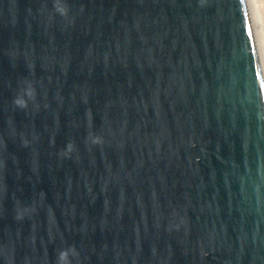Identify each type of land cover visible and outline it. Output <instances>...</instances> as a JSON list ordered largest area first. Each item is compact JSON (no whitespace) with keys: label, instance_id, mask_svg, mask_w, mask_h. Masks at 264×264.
Returning a JSON list of instances; mask_svg holds the SVG:
<instances>
[{"label":"water","instance_id":"water-1","mask_svg":"<svg viewBox=\"0 0 264 264\" xmlns=\"http://www.w3.org/2000/svg\"><path fill=\"white\" fill-rule=\"evenodd\" d=\"M0 264H264V0H0Z\"/></svg>","mask_w":264,"mask_h":264}]
</instances>
